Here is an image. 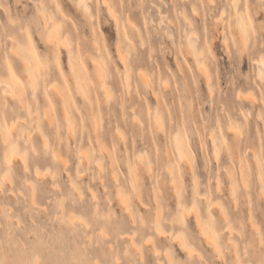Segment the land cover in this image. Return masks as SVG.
Segmentation results:
<instances>
[{
    "label": "clouds",
    "instance_id": "clouds-1",
    "mask_svg": "<svg viewBox=\"0 0 264 264\" xmlns=\"http://www.w3.org/2000/svg\"><path fill=\"white\" fill-rule=\"evenodd\" d=\"M0 264H264V0H0Z\"/></svg>",
    "mask_w": 264,
    "mask_h": 264
}]
</instances>
